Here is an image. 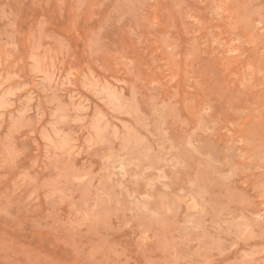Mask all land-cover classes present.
Masks as SVG:
<instances>
[{
    "label": "rangeland",
    "instance_id": "374dc122",
    "mask_svg": "<svg viewBox=\"0 0 264 264\" xmlns=\"http://www.w3.org/2000/svg\"><path fill=\"white\" fill-rule=\"evenodd\" d=\"M0 264H264V0H0Z\"/></svg>",
    "mask_w": 264,
    "mask_h": 264
},
{
    "label": "bare ground",
    "instance_id": "6f19581e",
    "mask_svg": "<svg viewBox=\"0 0 264 264\" xmlns=\"http://www.w3.org/2000/svg\"><path fill=\"white\" fill-rule=\"evenodd\" d=\"M263 77V76H262ZM184 107H185V104H184ZM195 197V196H194ZM199 205V204H198Z\"/></svg>",
    "mask_w": 264,
    "mask_h": 264
}]
</instances>
